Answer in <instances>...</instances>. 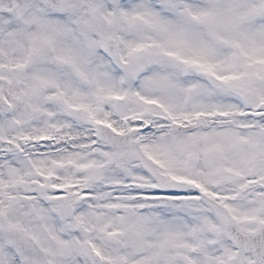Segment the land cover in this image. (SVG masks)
I'll use <instances>...</instances> for the list:
<instances>
[{
    "label": "snow or ice",
    "instance_id": "6c2138e0",
    "mask_svg": "<svg viewBox=\"0 0 264 264\" xmlns=\"http://www.w3.org/2000/svg\"><path fill=\"white\" fill-rule=\"evenodd\" d=\"M0 264H264V0H0Z\"/></svg>",
    "mask_w": 264,
    "mask_h": 264
}]
</instances>
